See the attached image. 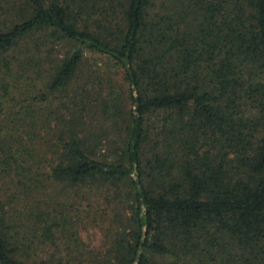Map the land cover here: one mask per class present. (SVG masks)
Here are the masks:
<instances>
[{
	"label": "trees",
	"instance_id": "trees-1",
	"mask_svg": "<svg viewBox=\"0 0 264 264\" xmlns=\"http://www.w3.org/2000/svg\"><path fill=\"white\" fill-rule=\"evenodd\" d=\"M154 1L0 0V264H264V0ZM85 49L130 87L113 159L50 126ZM83 188L111 207L98 260L59 209Z\"/></svg>",
	"mask_w": 264,
	"mask_h": 264
},
{
	"label": "rangeland",
	"instance_id": "rangeland-1",
	"mask_svg": "<svg viewBox=\"0 0 264 264\" xmlns=\"http://www.w3.org/2000/svg\"><path fill=\"white\" fill-rule=\"evenodd\" d=\"M160 2L161 0H155V7ZM70 48L68 44H60L58 47L61 53ZM129 91L130 87L122 79L118 66L106 56L85 49L75 78L66 89L52 94L50 98L53 104L51 109L56 110L57 114L51 117V129L53 132L58 129L55 118L60 119L59 126H63L61 117L72 119L79 123L80 136L90 142L97 157L113 159L126 132L125 116L130 109ZM246 114L260 116L256 108H251ZM161 116L162 114L150 115L148 125L151 128L159 125ZM49 136L42 130L38 138L39 144L43 143L44 147L50 144L51 141L45 142ZM60 202V211L71 214L68 218L70 229L77 232L82 242L81 250L95 260L105 255L108 246V216L112 213L103 194L87 188L74 189L61 197Z\"/></svg>",
	"mask_w": 264,
	"mask_h": 264
}]
</instances>
